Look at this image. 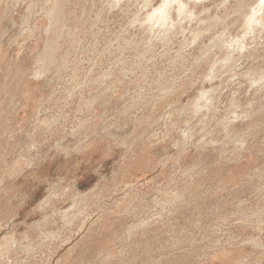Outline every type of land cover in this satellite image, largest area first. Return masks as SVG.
Wrapping results in <instances>:
<instances>
[{"label":"rangeland","instance_id":"1","mask_svg":"<svg viewBox=\"0 0 264 264\" xmlns=\"http://www.w3.org/2000/svg\"><path fill=\"white\" fill-rule=\"evenodd\" d=\"M150 1L0 0V264H264V6Z\"/></svg>","mask_w":264,"mask_h":264},{"label":"bare ground","instance_id":"2","mask_svg":"<svg viewBox=\"0 0 264 264\" xmlns=\"http://www.w3.org/2000/svg\"><path fill=\"white\" fill-rule=\"evenodd\" d=\"M148 1H150V0H148ZM189 2H190V0H189ZM189 2H186V0H175L174 3H170V6L167 7L166 9H164L163 14H159V10H160L162 5H160V7L158 6L157 8H155L153 13L151 12L150 14H148L147 18L145 19L146 22H149V25L147 24V26L149 27V30H151L153 32V29H155V26L156 27L159 26V29L156 30L157 32L158 31H159V33L165 32L164 36H167V34H170V32L173 31L172 28H176V25L174 24V22L176 21L174 12L177 14L176 16L179 18L178 22L185 21V19L187 17L195 14V12L191 9V6H193V5H191ZM163 3H164V0H162V4ZM195 3H196V1H195ZM195 3H193V4H195ZM149 5H152V4L150 3ZM252 5H256L254 10L253 9L249 10V7H251ZM244 6L245 7L249 6V7L247 8L248 10H245V12L243 11L244 18L239 20V22H241V26H242V29L244 31V32L241 31V33H243V38H244V34L247 33L249 31V29H251L253 27V24L255 23L254 17L256 16V14H258L259 11L262 10L261 8L264 5L261 4V0H243L240 8H242ZM252 7H254V6H252ZM149 8H151V7H149ZM255 10H257V13H255L256 12ZM154 33H155V31H154ZM198 37L199 36H197L196 38H198ZM241 39H242V37H240V36H237V38H233L232 36H228L221 41L216 39L213 43L210 44L209 48H214V47L218 48V47H221L222 45H224V46H226V49H224L220 52L222 54H223V52L225 53V51L227 52V58L225 60L223 59L224 62L227 63V65L225 67H221L222 69L219 68V70L217 72L215 70H213L212 74L210 76H208L211 81H213V79L215 80L216 76L223 69H225V71H227V68L231 67V66H229L230 63L232 65L234 62H237L234 60L235 58L232 59V56H233V54L236 53L238 48L241 49L240 47H244L243 43L239 41ZM169 40L170 39H168V41ZM234 57H235V55H234ZM202 61H205V60L203 59ZM212 92L213 91L207 92V94L205 96H202L199 99H197L198 103H196V110H195V113L197 114V116L199 114H202L201 112L203 111L204 108H207L209 111L210 109H212L214 107L213 101L215 98H214V95ZM194 116H196V115H194ZM186 134H188V130L185 131L184 135H186Z\"/></svg>","mask_w":264,"mask_h":264},{"label":"snow or ice","instance_id":"3","mask_svg":"<svg viewBox=\"0 0 264 264\" xmlns=\"http://www.w3.org/2000/svg\"><path fill=\"white\" fill-rule=\"evenodd\" d=\"M174 2H175V0H164V3L162 4V6H161V8L159 10V14H163L164 13V9L169 7L170 3H174ZM261 4L264 5V0H261Z\"/></svg>","mask_w":264,"mask_h":264}]
</instances>
